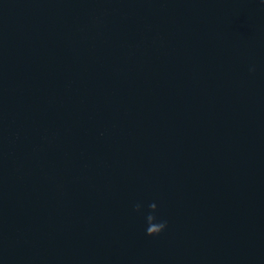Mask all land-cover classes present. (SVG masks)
Returning a JSON list of instances; mask_svg holds the SVG:
<instances>
[{"label": "water", "instance_id": "95a60500", "mask_svg": "<svg viewBox=\"0 0 264 264\" xmlns=\"http://www.w3.org/2000/svg\"><path fill=\"white\" fill-rule=\"evenodd\" d=\"M0 264H264V0H0Z\"/></svg>", "mask_w": 264, "mask_h": 264}, {"label": "clouds", "instance_id": "9594fccd", "mask_svg": "<svg viewBox=\"0 0 264 264\" xmlns=\"http://www.w3.org/2000/svg\"><path fill=\"white\" fill-rule=\"evenodd\" d=\"M250 72H255V68L251 67L249 69ZM143 205L141 203H136L133 205V211L136 213L142 212ZM149 211L144 216L145 219V233L147 236H158L167 228V221L163 219H158L157 212V204L150 203L148 205Z\"/></svg>", "mask_w": 264, "mask_h": 264}]
</instances>
